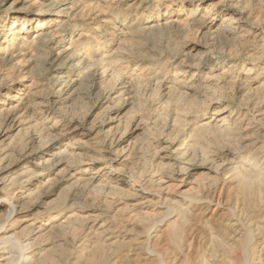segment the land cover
Returning a JSON list of instances; mask_svg holds the SVG:
<instances>
[{
  "label": "rangeland",
  "instance_id": "rangeland-1",
  "mask_svg": "<svg viewBox=\"0 0 264 264\" xmlns=\"http://www.w3.org/2000/svg\"><path fill=\"white\" fill-rule=\"evenodd\" d=\"M59 1L0 0V116L18 98L26 105L16 115L27 105L36 112L0 130L2 195L11 198L16 181L25 197L15 204L25 221L10 232L23 239L29 224L52 223L29 241L35 264H264V0H81L63 12ZM227 16L236 29L221 34ZM211 68L221 80L204 83ZM175 75L184 83L170 90L151 82ZM58 77L73 84L61 91ZM132 115L148 133L123 132ZM109 127L120 132L106 140ZM34 130L41 136L19 149ZM154 150L166 164L194 155L181 185L152 187L142 199L75 185L100 166L111 180L96 185H123L159 163ZM71 153L106 159L76 166L71 178L57 162L78 160ZM209 159L220 165L211 172L200 167ZM145 199L152 203L140 205Z\"/></svg>",
  "mask_w": 264,
  "mask_h": 264
},
{
  "label": "bare ground",
  "instance_id": "bare-ground-1",
  "mask_svg": "<svg viewBox=\"0 0 264 264\" xmlns=\"http://www.w3.org/2000/svg\"><path fill=\"white\" fill-rule=\"evenodd\" d=\"M80 1L81 0H60L58 3L53 4V7L54 8L56 7L57 9H59L60 10L59 12L66 11L68 9H70V11L71 10L73 11V9H71L69 6H72V2L74 4H77ZM47 18H49V17H47ZM47 18H44V19L41 20V23L39 24L40 25L39 30H42L43 25L47 26V23L44 24V22H45V20H47ZM237 21L238 20L235 17L227 16L225 21H223L226 25L221 26L218 29V31H220L221 34L222 33H224V34L225 33H231L232 31H234L236 29V26H233V24H235ZM163 25H166L168 27V25L165 24V22H164ZM173 25H174V23H173ZM150 29H152V28H150ZM201 29H202V26L200 25V27H198V33H199V31H201ZM121 32H122V30H121ZM210 34H211V32H210ZM122 35H123V33H122ZM42 37H43V34L42 35L38 34L37 36L34 37V40L39 41ZM11 39L19 40V37L18 38L12 37ZM40 41L38 42V44L40 43ZM35 44H36V42L32 43L33 46H35ZM263 45H264V42H263ZM201 46L206 48V46L204 44H202ZM47 49H48V47H47ZM206 52H207V50H204V51H202V53L200 55L196 54V55L191 56L190 57V62H189V59H188V61H185L186 62L185 68L190 69V68H193L194 66H196L197 64H199L200 61L202 60V57L205 55ZM45 53H46V51H45ZM45 57H46V55H45ZM14 58H16V57L13 55L7 60H8V62H12L14 60ZM99 70H101V69H99ZM213 70L214 69L211 68L210 69V73L202 80L204 83H207L209 81H220L221 80V79L218 78L217 75H214ZM103 74H105V73H102V75ZM177 75H179V72L177 73ZM177 75H175V77H173L171 80H169L167 78H164V77L154 76V77L151 78V82H152V84H153V86L155 87L156 90H159L163 85H169V90H170L171 88H173V87L175 88V86H178L179 84L184 83V81H179L181 79L178 80V78L176 77ZM216 78H218V79H216ZM56 81H57L56 83L60 85V88H61L60 90L61 91H63L64 89H68L69 87H71V84H73V82H71V81L68 82V81L62 80L61 77H58ZM168 92H170V91H168ZM153 93H155L154 90H153ZM25 105H26V102H24V100L18 98L16 106H14V107H12L10 109H5L3 111V113H1V116H0V130H3V131L6 132V130L11 128L13 125H15V123H18L19 125L22 124L24 119H27V121L34 120L35 117H36L35 116L36 112L29 110L28 109L29 108L28 105L24 108V110H23V112L21 114L16 115L15 112L20 107L25 106ZM49 106H50V102H45V103H42V104L39 105L40 108H44L46 110H47V108H49ZM44 109H38L39 110L38 114H42V115L43 114H47L46 110H44ZM224 110L225 109L221 107V109L218 110L217 113H215V115L222 114L224 112ZM250 116L253 117L252 114ZM225 118H227V117H225ZM253 119H254V117L252 118L251 122L253 121ZM243 120H242V122H243ZM222 121L224 122V124L219 126V127L220 128H224V130L221 131L220 128H219L218 132L221 133V134L226 135V134H228V132L231 129H230V127H225L224 126L226 124V122H228V121H226V119L223 118ZM109 122H112V120L109 119ZM152 125H154V124H152ZM209 125L208 124H203L202 127L204 129H206V128L209 129L210 128ZM117 126H119V124ZM222 126H224V127H222ZM146 127H147V124H146L145 120H143L141 117H137V116H133L132 115V117L128 120V122L125 123V126L123 128V130H124L123 132L130 131V135L131 134H135V136L136 135L138 136L139 133H141V132L142 133H145V132L148 133V130H147L148 128H146ZM213 128H215V127H213ZM118 130H119L118 127H115V128L109 127L108 130L106 131V135H105L106 140H109L108 138L112 139V138L116 137L115 135L120 132V130L119 131ZM41 134H42L41 132L39 133V132H37V130L36 131L34 130L31 133L30 136L27 135L26 138L20 143L19 149L24 150V149L28 148L35 139H38L41 136ZM146 137H147V135H146ZM139 141H141V140L139 139ZM154 152L155 153H154L153 160H159V163L157 161L156 162V163H158L157 165L155 164V166H153V167L150 166L149 168L145 169L144 171L142 169V172L140 174H138L137 178H135L133 180H126L123 185L115 186V187H111V186L110 187H106L105 185H102V184L96 185L95 184L96 182L102 183V182H109L111 180V176H109V174H108V176H106L105 178L102 179L103 176H101V175H104V173L101 174V172L105 169V168H102V166L97 167L95 169V171L92 172V175L95 176V177L79 178V179L75 180V185L76 184L77 185H82L81 186L82 189H86V190L90 189L89 191H91V190L94 191V192L95 191L96 192H98V191L103 192L104 191V193H106V196H108V197H117V198L120 197V199H130V198L142 199V198L145 197V195H147V194L152 192L151 191L153 189L152 187H159V186H161V187L162 186L170 187L171 185H169V182H176V183H179L178 185H181L183 183V181H184L183 180L184 174L188 171V169H189L188 167H190V165L192 163V160H194L193 159L194 155H192V154L189 155L192 158H190L186 162L182 163L181 165H177L176 163H173V164L164 163V160H165L164 155L159 154L155 150H154ZM185 153H182L180 155V158L188 156ZM69 156L78 157L77 158L78 160H74L73 161V159L72 160H67L66 158H63V159L61 158L57 162L59 164H62V165L64 164V168L62 167L63 169L59 170V172L61 173V171H62L63 175H69L71 178L74 177V172H75V170H77L76 166L87 164V163H90L91 161H104L106 159L104 156L92 157L89 154H85V153L82 154V155L71 153V154H69ZM214 157H215V155H214ZM207 159H208V157H207ZM176 160H180L179 157H177ZM200 160H202V159H200ZM209 161H210V159H209ZM209 161L206 164H204V165H202L200 167L204 168V170H206V171L211 172L213 169H217L220 166L219 164L215 163L216 161L214 163L211 162V161L209 162ZM124 162H125L124 160L121 161L119 163L120 166H123ZM207 166H209V167H207ZM6 170H8V169H5V171ZM40 173L41 172L39 170H36L35 173L33 172V175H34V177H38V176H41ZM105 174L107 175V173H105ZM127 176H130V174L128 173ZM5 178H7V177H4V176L0 175V206H2L4 203L8 204V209H6V211H4V212H2L0 214V264H35V262L33 260L35 254L33 252L32 246H31L32 243L30 244L29 241L35 235H38V234H41V233L45 232L49 226H50L49 228L51 229L53 227V226H51L52 223H50V222L46 223L45 222L46 224H40L38 226H36L34 224L35 222L29 224L28 226L31 227L30 229H31V233L32 234L28 233V235H26L23 239H20L19 238L20 236L18 237V235H16L15 233H11L10 230L14 227V225L16 223L25 221V219L23 218L24 215H22L23 214L22 212H24L23 208H20L18 210V209H16V206H15V204H17L18 202L24 200L25 197H22L23 193L20 190L21 189L20 188L21 187V185H20L21 183L16 182V181H11L9 183V186H8V189L11 188L14 191L13 196L11 198H7L6 196L4 197V195H2V194H3V187L5 186L3 184V182H4V180L6 181ZM100 179H102V180L99 181ZM73 201H74V199H73ZM196 202H199V200L196 201ZM151 203L152 202L150 200H146L145 199V200H143L140 203V205H150ZM199 204L203 205V204H206V202L205 203L204 202L203 203H200V202L196 203V205H199ZM204 206H206V205H204ZM209 206H210V204L207 205V208H206L207 210H205V211L207 212L206 215L211 217L212 214H214L215 209H211ZM31 208L32 207H28L27 209L31 210ZM131 216H133V214ZM134 216H135V214H134ZM67 218L69 219L71 217H67ZM87 221H88V219H87ZM92 221H94V220L92 219ZM65 223H67V222H65ZM72 223H74V222H72ZM72 223H70V225ZM61 224L62 223L60 222L58 228L60 227ZM76 224H77V222H76ZM56 225H58V224H56ZM63 226H65V225H63ZM152 227H154V226H152ZM67 228H68V226H67ZM68 230H69V228H68ZM149 237H150V235L147 236L146 239L149 240L150 239ZM151 254L152 253H149L148 255L151 256ZM152 256H154V255H152Z\"/></svg>",
  "mask_w": 264,
  "mask_h": 264
}]
</instances>
